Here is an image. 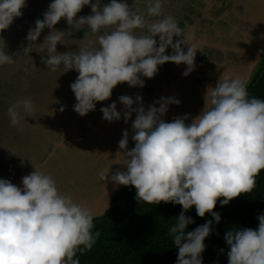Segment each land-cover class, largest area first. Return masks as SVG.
I'll use <instances>...</instances> for the list:
<instances>
[{
    "label": "clouds",
    "instance_id": "9594fccd",
    "mask_svg": "<svg viewBox=\"0 0 264 264\" xmlns=\"http://www.w3.org/2000/svg\"><path fill=\"white\" fill-rule=\"evenodd\" d=\"M136 2L130 8L124 0H111L103 7L100 0H53L43 20L37 19L27 34L29 43L23 52L35 49L41 53L42 62L53 73H78L70 87L77 100L74 111L81 117L95 111L98 102L110 100L120 84L144 87L141 77L154 78L162 65H187L185 77L195 70L198 50L187 43L178 21L164 16L165 0H147V16L157 18L154 22L139 10L133 11ZM26 6V0H0V66L15 63L13 55L7 54L2 34L22 17ZM85 6L91 7L92 15L77 19ZM61 20L73 31L84 30V41L88 32L96 36L95 43L80 45L78 51L58 52L57 45L71 35L56 28ZM46 28L51 31L38 44ZM145 28L147 35H135L136 30ZM174 37L182 38L174 41ZM184 45L190 46L186 53ZM169 47L172 54L166 55ZM119 100L126 109L125 123L136 113L131 136L135 147L128 150L129 132L125 130L119 141L123 151L116 157L127 159L116 164L127 170L117 171L111 181L134 187L138 203L182 206L183 212L169 233L178 248L177 264H204L205 240L213 223L209 220L186 232L194 223L186 213L195 207L199 217L210 214L218 224V201L225 206L253 191L256 177L264 171V100L249 99L246 80L229 71L219 77L215 87H207L204 108L194 118L186 114L172 122L162 119L170 105L179 106L174 97L161 98L147 111L139 94L135 101L126 95ZM136 102L139 107H134ZM100 111L108 122L121 119L115 102ZM34 113L31 98L8 108L11 125L21 131L26 117L33 118ZM190 119L191 123H186ZM34 168L22 177L23 188L0 179V264H80L74 259L76 253L91 250L100 235L92 232L95 214L88 205L61 194L54 176ZM108 173H101V178L107 181ZM257 219L256 230L234 226L225 234L228 264H264V214Z\"/></svg>",
    "mask_w": 264,
    "mask_h": 264
},
{
    "label": "water",
    "instance_id": "95a60500",
    "mask_svg": "<svg viewBox=\"0 0 264 264\" xmlns=\"http://www.w3.org/2000/svg\"><path fill=\"white\" fill-rule=\"evenodd\" d=\"M28 2L30 3V0ZM38 2L42 9L45 6L44 9L48 8V0H38ZM234 2L238 25L224 34L221 41L209 43L204 37H196L193 34V27L184 30L188 38L187 43L196 46L198 50L195 70L185 77L183 73L187 65H180L176 70L178 73L174 76L152 78L151 83L155 86L150 83L147 98L142 99L143 104L147 103L143 105L146 111L161 98L174 97L180 101L179 106L170 105L162 119L165 122H172L173 118L183 117L186 114L194 118L200 115L204 108L207 87H215L219 77L225 71H229L234 77L244 78L248 83L259 53L264 48V0H235ZM24 15L17 18L2 34L7 45L22 40L20 27L25 24L34 26L37 19L44 18V15L39 16L40 18H37L35 14ZM80 16L78 14L77 19ZM61 28L66 32L71 30L64 20L61 22ZM49 33L50 29L46 28L41 35ZM189 45L183 46L185 53ZM15 63L0 66V77L2 76L0 79V179L9 180L23 188L22 177L35 171V166L54 176L61 194H68L75 202L88 205L95 214L94 219L105 215L110 209L111 198L118 189V185L111 181V176L117 171L127 170L126 166L116 164L123 163L124 159H127L123 155L116 157L117 152L123 151L119 148V141L123 138L125 130L129 132L128 150L135 147L131 136L134 134L132 123L136 119V113L133 112L131 120L124 122L126 109L119 100L124 91L121 94L114 92L108 100L112 101L117 97L116 103L120 105L117 111L120 112L121 119L115 122L106 120L103 122V115L99 112L98 117L102 121L91 125L90 120H80L81 116L74 111V105L77 103L74 93H67L68 90L63 91L61 87L55 88L56 90L53 88V81L48 79V71L44 76L42 75L45 71L40 70L35 73L26 91L12 86L19 81L18 71L15 69V66L19 64ZM72 77L71 83L78 77L76 71H73ZM34 81L38 83V90L33 86ZM45 83H50L45 87L47 91H43L41 87ZM71 83L69 82L67 89H71ZM6 89H15L22 94L16 98H6L4 93ZM126 96L131 95L126 93ZM23 98L32 99L35 113L33 118L26 117L27 121H24L21 131L11 125L8 108ZM135 104V107L140 106L139 102ZM156 107H159V104H156ZM61 108L64 109L63 112ZM101 108L103 105H100ZM186 123H191V119ZM94 139L101 141L104 152L99 161L93 163L87 175L79 176L81 172V166L77 162L79 154L83 147L92 146ZM107 172L109 173L106 181L100 174Z\"/></svg>",
    "mask_w": 264,
    "mask_h": 264
},
{
    "label": "trees",
    "instance_id": "16d2710c",
    "mask_svg": "<svg viewBox=\"0 0 264 264\" xmlns=\"http://www.w3.org/2000/svg\"><path fill=\"white\" fill-rule=\"evenodd\" d=\"M247 90L249 99L264 100V66ZM215 211L221 216L218 224L210 214L201 218L195 207L188 210L186 215L194 223L188 225L186 232L211 220L213 229L205 240L204 264H228L225 234L234 226L258 229L257 217L264 214V171L256 177V186L251 193L225 206L218 201ZM182 212V206L171 203H138L136 189L126 186L113 200L110 212L94 219L92 232L100 235L92 249L83 253L78 251L74 259H79L80 264H177L178 248L169 233Z\"/></svg>",
    "mask_w": 264,
    "mask_h": 264
},
{
    "label": "flooded vegetation",
    "instance_id": "af4514ba",
    "mask_svg": "<svg viewBox=\"0 0 264 264\" xmlns=\"http://www.w3.org/2000/svg\"><path fill=\"white\" fill-rule=\"evenodd\" d=\"M93 1V0H92ZM103 3L109 4L111 0H102ZM217 1L220 0H165V3L163 5V11L164 15H171L174 17L178 23H181L182 25H185L186 27H193V30H200L198 31L197 35H199V32H201L205 37L206 35L208 36L207 38H210L212 40H216L218 36L221 34L223 28H220L218 25L221 20L224 18H227L225 22H231L232 21V16H231V11H230V0H223L222 4L218 5ZM119 2V0H118ZM129 7H133L134 5V0H124ZM185 3L186 7H185ZM148 3L147 0H137L135 7L133 8V11L139 10L140 13H143L145 17H147V9ZM183 8H185V12H183ZM219 10V9H225L228 13L223 11L221 15H213V12L211 10ZM87 6L83 8L81 13H86ZM188 12L189 14H186ZM212 14V15H211ZM227 16V17H226ZM213 26H211V25ZM56 27L58 30L61 28V23L57 24ZM214 33H220L217 36H214ZM201 37V36H200ZM203 38V36L201 37ZM216 38V39H215ZM95 43V42H93ZM86 43H83L84 45ZM67 47V48H65ZM80 45L76 44L75 42H70L66 46L60 47V53H66L69 51H78ZM78 74V73H77ZM49 75V81H53V88H59L61 87L62 90L65 89V85H62V83L67 82H72L73 77L71 76V73L68 72L66 73L67 77H64V75H59L58 73H53L51 71H48ZM76 80V79H74ZM44 87V86H43ZM117 97H115V103H116ZM110 102V101H109ZM114 101H111L107 105L102 104L104 102H98L96 104V108L98 109L100 105L102 106H110ZM92 113H96V110L93 111ZM95 142L92 146H85L82 148L80 154H79V160L77 161L79 165L81 166V172L79 173V176H85L87 175L90 170L92 169L93 163L96 161L98 162L100 159V156L103 154L104 149H103V144L99 139H94Z\"/></svg>",
    "mask_w": 264,
    "mask_h": 264
},
{
    "label": "crops",
    "instance_id": "0c3cea01",
    "mask_svg": "<svg viewBox=\"0 0 264 264\" xmlns=\"http://www.w3.org/2000/svg\"><path fill=\"white\" fill-rule=\"evenodd\" d=\"M190 1V0H189ZM235 0H230V3H231V5H230V13H231V16H232V21L230 22H225V20L227 19V18H224L223 20H221L220 22H219V26H220V28H223V30H222V32H220V33H214V36H217V35H219L218 36V38L216 39V40H212V39H210V38H207L208 36L206 35V37L201 33V32H199V35H197V33H198V31H200V30H196V31H194L193 30V34L196 36V37H198V38H200V36L202 37H204V39L207 41V42H209V43H216V42H219V41H221L222 40V36L224 35V34H226L229 30H231V29H233V28H235L237 25H238V21H237V17H236V15H235V12H234V9H235V2H234ZM53 2V0H48V4H47V7L49 8V3L51 4ZM93 3H96V0H93L92 1ZM222 2H223V0H220V1H217V4L218 5H220V4H222ZM100 3H101V7H103L104 5H105V3H106V1H105V3H103V1L102 0H100ZM186 4L187 3H185V7H186ZM26 7L24 8V9H22V12H23V14H25V15H34L35 14V16H37V18H40L39 16H41V15H44V13L48 10V8L47 9H44V8H46V6L42 9V7L39 5V2H38V0H30V3L28 2V0H26ZM185 8H183L182 10H183V12H185V10H184ZM87 12L86 13H79V15H81V16H89V15H92V12H91V7L90 6H87ZM212 12H213V15H215V16H219V15H221V13L223 12V11H225L226 13H227V11L225 10V9H219V10H211ZM164 14H167V13H164ZM186 14H189L188 12H186ZM24 15V16H25ZM212 15V14H211ZM164 16H171V15H164ZM227 16H228V13H227ZM226 16V17H227ZM161 19L163 18V17H160ZM146 19L149 21V22H154L157 18H153V17H146ZM61 22H63V20H61L60 21V23ZM64 22H66L65 20H64ZM211 25V24H210ZM179 26L183 29V30H185L186 28H188V27H186L185 25H182L181 23H179ZM211 26H213V25H211ZM35 27V25L33 26V24H31V25H28V24H25V25H23L22 27H20L19 28V30L22 32V31H29L30 29H32V28H34ZM57 28V27H56ZM58 29V28H57ZM60 30H63L62 28H60ZM51 31V30H50ZM64 31V30H63ZM70 33H71V35H68V36H66L65 37V43H62V44H59V45H57V50H58V52H60V47H62L63 45L64 46H66V45H68L70 42H75L76 44H79V45H82L83 43H89V42H95V40H96V36H94V35H92L90 32H88V34H87V39L84 41L83 39H84V35H85V31L84 30H80V31H73L72 29L69 31ZM103 34V32H101V33H99V34H97V35H102ZM147 35L148 34V32H147V28H145V29H140V30H136V33H135V35ZM75 35V36H74ZM45 36H47V34L46 35H41V39L42 40H44V37ZM157 39V46H159V37H157L156 38ZM180 39V37H174V41H176V40H179ZM65 48H67V47H65ZM172 48L171 47H169L168 49H167V51H166V55H171L172 54ZM207 53H208V51H207ZM216 53V52H215ZM39 57H36V58H34V59H30V60H26L27 62H26V64H27V70L29 71V73H32V70H33V68L35 67V63H36V60L38 59ZM32 60V61H31ZM18 66V65H17ZM18 67H21V65L19 64V66ZM180 66H177L176 64H174V63H167V64H165V65H162V66H160L159 67V69H158V73L156 74V78L157 77H162V76H174V75H176L178 72H176V70H178V68H179ZM41 71H45L44 73H43V75L42 76H44L45 74H47L46 72L47 71H49L48 70V68H47V66L44 64V67H43V69L41 70ZM71 73V76H72V74H73V71H71L70 72ZM49 76V75H48ZM64 77H67L66 76V74L64 75ZM48 79H49V77H48ZM141 79L142 80H144V87H139V86H137V87H130L128 84H120V85H118L114 90H113V93L114 92H117L118 94H121L122 93V91H124V94L123 95H126V93L128 94V95H131V96H129V97H131L132 99H136V96L139 94L141 97H142V99H145V98H147V92H149L150 91V86H149V84L151 83V79H147V78H144V77H141ZM43 80V79H42ZM27 81H28V77H23L22 78V83H23V87H24V85L26 86V84L25 83H27ZM36 81H34L33 82V86H34V88L36 87V90H38L37 89V84L35 83ZM157 82H158V79H157ZM36 84V85H35ZM48 84H50V83H45L44 85H42L41 87L43 88V91H47V88H45ZM154 83H151V85H153ZM44 86V87H43ZM65 89L63 90V91H67V93H71L72 92V90L71 89H67V87L69 86V82H67V81H65ZM153 86H155V84L153 85ZM45 88V89H44ZM55 89V88H54ZM56 90V89H55ZM156 90H157V88H156ZM73 93V92H72ZM148 100V99H147ZM112 101H114L115 102V99L114 100H112ZM111 102V101H110ZM109 101L105 104V105H107L108 103H110ZM116 102H117V99H116ZM148 102H150V101H148ZM117 104V103H116ZM147 103H145V104H143V105H146ZM135 105L136 104H134V107H135ZM118 106H120V105H117V108H118ZM103 107H106V106H103ZM107 107H110V106H107ZM98 109H100V107L98 108ZM98 109L96 108V113H92V112H89L88 113V115L87 116H85V117H79V119L80 120H82V119H88V120H90V123L89 124H98L100 121H102V119H100L98 116H99V112H101L100 110L98 111ZM101 115H103V113L101 112ZM97 117V118H96ZM103 117V116H102ZM105 120H103V122H104Z\"/></svg>",
    "mask_w": 264,
    "mask_h": 264
},
{
    "label": "rangeland",
    "instance_id": "374dc122",
    "mask_svg": "<svg viewBox=\"0 0 264 264\" xmlns=\"http://www.w3.org/2000/svg\"><path fill=\"white\" fill-rule=\"evenodd\" d=\"M28 32L29 31H22L21 32V39L22 40L20 42H17V43H13L12 42V44H8L7 45L8 47L6 49L8 54L13 55L14 59L16 58L15 61L16 60L17 61H16L15 64H20L21 65V67H18L17 65L15 66L16 67L15 68L16 71H18L17 72V76L19 77L18 78L19 81L15 85H12V86L17 87L18 89H21L22 91H24L25 89L27 90V88L30 87V85L32 83L31 77L32 76L35 77L34 74L39 72L40 70H42L43 67H44V63L42 62V54L41 53L35 52L34 51L35 49H33V52H31V53L23 52V49L25 47H27L28 43H29L27 41V39H26ZM43 42H44V40L39 38L38 43L42 44ZM43 55L46 57V53H44ZM36 57H39V58L36 60L35 67L33 68L32 73H29V71L26 68L27 67V64H26L27 61L26 60L34 59ZM263 66H264V48L259 53V57H258V59L256 61V64H255L254 68H253V71H252L251 77H250V79H249V81L247 83V86L250 84V82L252 81L253 77L258 72H260V69H262ZM23 77H25V78L28 77V81H27V83H25L26 86L24 85V87H23V83H22V78ZM0 79H2V76L0 77ZM4 93H5L6 98H16V96L22 94L21 92L15 91V89H6L4 91ZM125 187L126 186H118V189L115 191V193L113 194V196L111 198L110 209H111L112 202L115 199V197H117L125 189ZM110 209H109V211L106 214H108L110 212ZM98 218H100V217H98Z\"/></svg>",
    "mask_w": 264,
    "mask_h": 264
}]
</instances>
